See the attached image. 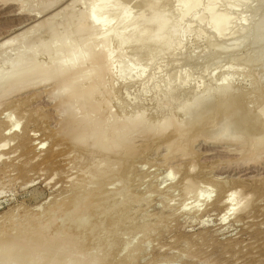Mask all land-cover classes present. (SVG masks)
I'll return each mask as SVG.
<instances>
[{
	"label": "rangeland",
	"instance_id": "1",
	"mask_svg": "<svg viewBox=\"0 0 264 264\" xmlns=\"http://www.w3.org/2000/svg\"><path fill=\"white\" fill-rule=\"evenodd\" d=\"M5 1L2 2V0H0V40L2 39L1 37L4 38L5 35L7 36L10 34L11 35L16 34V32L18 33L17 29L22 28L25 25L26 26L30 25L33 21L37 22L38 19H39L38 20L39 22H41L42 19H45V20L50 19V21L52 23L55 22L54 28L58 27V29L55 28L57 30L56 32H58V33L60 32L59 34H62V33L64 34V31L63 30L61 31V29L59 28L60 25L64 23L66 25V27H69L68 28L69 30H67V28H65V27L62 28V29L67 30V31H65V34L68 31H70V32H68V34H66L67 36L70 35V38L68 36V40L70 42L67 41L68 42L67 44L69 45L71 43L70 45H72V42H74L73 44L77 45V47H76L77 49L75 48V50H74V48H73L74 51L72 50L73 54L69 55L70 53L69 54H66V52L64 53V51H67L70 49V45H69V49H68V46H66V50H64V49L61 50V52L63 51L62 53L61 52L59 53L61 55H59V54L57 55V56L61 57V58L59 57L60 61L66 65L68 64L67 62L70 63L72 61L64 62L66 59H63V61H62L61 60L62 56H63V58H66V56L69 55L68 56L69 58L67 57V60H69V59L75 60L76 58L78 60L79 58L77 55L80 53L79 51L81 48L80 47L81 43H78V42L80 41V37H81V39H84L82 37L87 38V36H88L87 35L88 33H86L87 31H89V33L93 31L92 33H94L95 32L94 30H96L98 27V29H100V30L103 29L102 30L103 35L106 33L107 37H108L109 33L111 34L112 30L115 29V28H112V27H114L115 22H117V23L121 22L119 20H122V16L129 15L130 18L132 19V17H134L133 15H135V17H136L140 13V15H139V17H140L141 13H143L142 17L145 15L144 17L146 19L144 17L143 18L145 21L143 20L142 17H140V19H142L143 23L145 22V25L140 21L138 16H137V18H135L136 20L133 18V20H135V22L133 20H130V18H129L125 22L127 24L122 23L126 26L125 28H124V25L123 26L121 25L123 27L121 29H126L127 31L124 30V32H121L122 31L121 30L120 34L117 30H120L119 29L120 27L118 24H121V23H118V24L116 23L119 28L117 29V27L115 26L116 29L114 31H116V32L113 31L112 33L116 34L118 32L119 36L115 37V34L113 35L117 40L112 36L114 38L113 40H115V43H114V41L111 42L112 37H111V39H110V37H108L109 39L107 38L108 44L105 45V49H106L105 51L108 54V56L110 57L109 58V62H110L109 65H111V63H112L111 59H115V57H116L118 60L115 59L114 61L117 65L114 64V61H113L112 65L115 67L117 66L116 69L118 71H120L119 70V67H120V69L122 71H120L118 73L117 70L114 71L112 69V68L115 69V67H111L112 65L109 66L110 73H109L108 78H107L109 81L108 82L102 81L103 85L100 87V85H101L100 84L98 87H96L95 93L93 92V95H92L93 99L96 98L95 101L96 100L99 101L102 96H106L107 94L105 92L107 91V89L109 87L110 88L109 89L110 94H111V91H114V93H115L114 95L116 96V97L113 96L108 101V104L111 103L109 106H110V109H112V110H110V111L112 112V114L116 113L115 116H117L119 118H122V117L128 118L131 115L133 116L135 113L137 114V112L139 110L141 111L144 108L145 110H143L142 113L144 112L143 116H144L145 121L147 118L150 119L149 121H152V122H155L158 120L163 121V119H165V118L167 119V117L169 118L170 115H174V117L177 118L178 122L180 121L179 119L184 120L182 123H185V120H187V122L188 121H190V122L183 124V125H185V130L183 128L184 126L181 124L182 125L181 126V132L183 131L182 133L187 134V136L182 134L183 138L180 137V136H182L180 134L181 132L179 133L180 135L178 134L179 137H177L178 135H176L175 131H173L174 128H172V129L170 128L171 130L168 129L169 131H167L166 133H163V135L157 134L155 137L153 135L151 137L152 140L150 139L149 136L147 137L145 135V137H143L145 139H143V140H147L149 138L148 141L150 143L148 142V144L152 145V149H153V147L156 148L155 144L158 143L159 145H161L160 150L158 149V151H157L156 150L157 148L156 149L154 148V150L151 151L150 148L148 150L144 146H139V147H141L140 151L135 152L133 155L134 157L132 156V158H130L129 161L126 162V163H128V166H127V164H125V166H121V167L118 166V168L116 167L113 170L114 173L108 169V167H107L108 165L103 164V166H105V167L104 168L100 167V166H102V165H100L102 163L98 162V161H100L99 160L100 157H99L98 153H96L95 151L92 150L93 152L89 151V153H87V151H85L83 149H82V151L84 153L81 152V149H79L80 150L79 152H77L78 149H74V151H72V150L70 151L67 144H65V149L67 146L68 150H65V149H63V150H64V152H70V154L67 153L69 158H67L66 162H68V163L65 162L66 164H64V162L60 158V160L57 162L58 164L56 163L53 166H49V165H46V163L44 164V161L42 160L43 158L45 159L46 155L49 154V148L52 145V141H51L52 139L49 138L51 136L49 134H51V133L47 132V130L50 131L49 130L50 128L52 130L53 129L56 130L58 128V125L56 126L57 123H54V122L57 120L59 121L60 118L58 115L59 113L56 112V110H57L56 105H53V107L51 106V104H53L52 103L53 101L51 99H48L49 95H48V93L46 94V90H49L48 87L51 86V84L54 85L56 80H54L53 78L50 80L48 79L47 84H49V82H50L49 86L46 84V82L44 83L43 86L45 87L47 85L46 86L47 88L46 87H45L46 89L41 88L39 91L40 92L43 91V94H41V95H42V97L44 96L45 99H43L41 97V95H39L40 98L38 100L36 99V100L31 101V102L29 101L32 104L31 105H30V103H28L29 105L27 104L28 108H27L26 112H28V113L22 112V113H20V115L22 114L21 116L19 115V113H16V115L15 114L12 115L13 113L3 114L5 112H3L1 109H4L7 105H9L10 100L13 101L15 99H20L24 96L33 94L34 91L28 92L25 95L22 94V96L21 95L20 96L11 95L13 97H11V96L7 97V99L9 101L5 98V99H3V102H2V99H1V101H0L1 102L0 113L1 112H3V113L0 116V124L1 125L3 124V126H2L3 129L9 127L8 130H10V131H9V133L7 132L8 134L6 133V135L4 133L3 137H1L2 135L0 134V142L3 139L2 140V141H4L3 143H6V146L4 148L3 147L0 148V157H1L0 158V239H1V241H0V243H1L0 244V255L1 256L0 257L2 258L4 256L1 253L5 252L7 250V249L3 250L4 248L7 247V243L9 244L13 241L14 245H16L19 249L14 246L13 251H12V249L11 250L8 249L9 251H11L10 253L8 250L6 251L7 254L9 253L8 255H10V254L12 255L13 254L12 252H14V254L12 255V256H14L15 253L17 254L18 251L22 250L21 252L24 253L25 257L24 256L22 257L23 260L19 259L21 263L19 261H17V259H15V258H13L15 261L13 259H10L11 261L12 260L14 261V262L12 261L13 263L11 262L12 264H15V262L16 263L18 262V264L19 263L20 264H25V263L31 264V262L34 261L33 259H35V257H38V256H39V259L34 261L35 264L37 261H38L37 262L38 264H42V263H39V261L43 262V264L47 263V262H48L47 264H55V259H58L56 262L58 264H64V263L65 264H71L70 262H72L73 260H75V261H73L72 264H82V263L87 264L88 259H91V261L98 263V260L100 259L99 260L100 262L103 261V259L106 257V255H107V257H109L108 259L110 261L108 260V262H111L110 264H264V147H263L264 142H262L260 144L259 151H258V149L255 150L256 147L254 148V146L251 145L252 143H251V139L249 136L250 133H251V135L253 134L252 136H254V137L255 136L257 137V135L259 133L260 134L262 133L264 135V131H263L264 119L263 120L259 119L261 116L262 108L264 107V105H263L264 104V0H158L159 4L157 3L158 1L155 0L154 4H156L157 7H159L158 9H160L158 11H157V9L155 10V8H157V7H155L156 5L154 6V5L150 4L154 0L151 2H149L148 0L147 1L143 0V2H142V0H128V1L125 0V1H127V3L124 2V0H100V1L99 0H93L94 2L92 1L93 2L92 6H95V7L94 8L89 7V8H91L89 13L95 11L93 13L97 14V11H96L97 8L96 7L103 6L102 4H105L104 2H107V8L111 9V10H109L106 8V11L107 10L110 12L112 11V13H110V12L107 13V12L102 11L100 14L102 15L103 13H105L107 15L105 17L104 16L98 17L97 15H100V14H97V15L95 14L93 16H89V13H86V15L88 14V16H89V18H86V21H87V19L92 20L90 18H93V22L97 24V23H100V21H98V20H100V17L102 19L104 18L103 21L106 19H107L106 21H108L107 24H105V26H107L106 28L104 26H103L104 28H102V27L99 28V26H97L98 24L95 25L94 23L91 22L92 25L94 24L95 26H97V27H95L93 25L95 27V29L92 26L93 27L92 31L89 29L91 27V25L89 27V25L87 26L86 24L85 25L87 27L84 25V28L89 29L87 31H83V30H85L83 28L81 31L76 28L77 25H79V23H80L79 22L80 16L77 14L78 15V17H77L75 14L73 15V13H75V12L77 13V11L83 12L84 11L83 9L84 8L86 9V7L82 6V4L79 5L78 3L75 4L74 8L72 7L73 5H71V7H69L70 4L73 2L72 0H58V1L57 0H19V1L18 0H16V1L15 0H10V1L5 0ZM7 1H8V3H7ZM118 1L120 4H118ZM11 2H12V4H11ZM114 2H116V3H114ZM146 2H149V3H146ZM47 3H48V5H47ZM90 3H91V1H90ZM121 3L124 4V6ZM196 3H197V5H195ZM109 4H112L114 7L117 4L118 5L115 8H113V6L109 5ZM126 4H127V6H125ZM146 4H147V7H149L150 12H149L148 8L146 7ZM160 4H161V6H160ZM184 5H185V7H184ZM65 6L67 7L68 10L65 8ZM139 6H141V7H139ZM152 6L154 7L153 9L155 10V14L160 11L162 18L165 16L163 19L161 18L162 20L161 19L159 20L158 18H160L161 15L159 14L160 16L158 15L159 16L158 17L156 14V16H157L156 19H158L157 21L159 22L158 23L155 21L157 24V27L160 26V23L162 25L164 23L166 24L168 21V25L164 24L166 27L163 26L165 28V29L163 28L164 30L161 29L162 26H160V28H156V24L153 23L154 22L153 19H155L156 16H154V13L151 12V11H154L151 8ZM194 6L196 9L194 8ZM181 7H183V8H181ZM188 7H189V9H187ZM198 7H200V8H198ZM124 8H126V9H124ZM176 8L178 10L179 9L180 10L178 11ZM190 8H192V9H190ZM141 9H143V10L141 11ZM184 9L185 10L187 9V10L185 11ZM71 10L73 13L71 12ZM86 10L88 12L89 9H86ZM113 10H114V13H113ZM53 11H55V12H53ZM180 11L182 12L181 14H180ZM188 11H189V13H188ZM34 12H35V14H34ZM42 13H44V14L46 13V14L44 15ZM48 13H49V15H51L50 13H54V15L56 17L52 18L54 16L51 15L52 17L50 18ZM93 13H90V15H92ZM185 13L188 14V16L185 15ZM197 13H198V15H197ZM148 14H150V15L148 16ZM68 15H70V16L73 15L75 18L71 17V19H70L69 18L70 16H68ZM194 15H196V16L194 17ZM203 15L205 16V18H203L204 17ZM46 16H48L49 18ZM63 16H64V18H62ZM152 16L154 17L152 19L153 22L150 19ZM106 17H108V18H106ZM180 17H182V18H180ZM68 18L70 20H72L69 24L70 26L67 25L69 22ZM76 18L79 21L76 20ZM94 18H95V21H94ZM118 18H120V19H118ZM147 18L150 19L149 21L152 22V24L149 22L147 23V20H148ZM196 18H197V20H196ZM51 19H53V20H51ZM64 19H65V22H64ZM108 19L109 20L112 19V20H110V22H109ZM203 19H204V22H203ZM61 20H62V22H61ZM75 20L77 22H75ZM96 20H97V22H96ZM28 21H30V22H28ZM128 21L129 22L131 21L129 23L130 27L134 23L135 25L133 24L132 26L135 28V30H137V28H138V30L140 29V31H139L140 33H138V34H139V36H141V40L143 39V41H142V42H144L143 46H141L142 42H140L141 41L140 39L136 40L137 37L138 38H140V37L137 34H136L137 36L135 34L133 35V32L137 33L138 31H133L134 28L131 27V28H133L132 30L130 28V30L132 31V33H131L130 30L127 29L129 27ZM132 21H133V23H132ZM39 22H37V23H39ZM60 22H61V24H60ZM139 22H140V24L138 26L140 27L142 25L141 28L136 26L137 25L136 23H139ZM26 23H28V24H26ZM33 23H32V25H35ZM89 23L90 22H88V24ZM56 24H57V26H55ZM111 24H113V26ZM146 24H149V26H146ZM153 24H155V25H153ZM71 25H72V27H71ZM102 25H104V23L101 24V26ZM63 26L61 25V27H63ZM108 26H110L112 28V30L110 27L108 28ZM107 28L109 30H106ZM43 29L41 32H43ZM141 29H144L143 30L144 32H145V29H147V31L151 30V32H150L151 35H149V36H151L152 38L150 39L149 43L148 42L146 43V45H145V42L150 37L148 36V34H146V36L144 37L143 31H141ZM148 29H150V30H148ZM155 29H156V31H155ZM157 29H158V32H157ZM19 30H21V29H19ZM38 30L40 31V28H37L36 31H34V32H37ZM46 30L44 29L43 35L40 32L39 33L40 36H39L38 35L39 31H38L37 33H35L36 35L31 34L32 35V37H30L31 39L29 38V35H28V38L30 39V41L32 40V38L33 39L35 38L34 40H36L35 36H38L39 39H41V38L46 39V37L48 39V36L50 37L51 32H48L49 30H47V31ZM75 30L80 31L79 35L77 32L76 33L73 32ZM100 30H98V34L95 32L96 35H99V34L101 35ZM128 31L130 32V34H132V36L134 38L131 36L129 37V35L128 36L126 35L125 32L128 33ZM147 31L145 33H149ZM153 31H154L155 35L156 34L158 36H159V34L162 35L163 39L162 38H161L162 40L159 39L158 43L157 42L154 43V42L160 36L153 39V37H154V34L152 36ZM82 32L84 34L86 33L87 36H84V34ZM107 32H109V33H107ZM238 32L240 34H238L237 37H234L232 39H224L223 38L225 36L227 37V35L230 33H238ZM80 33H82L81 35H83V36H80ZM92 33L89 34V36L91 35L90 36L91 38H93L92 36H94V34H95V33L94 34H92ZM122 33H125L124 35H122L123 36L122 38L125 37V39H127V41H128V44H127L126 40H124L122 38L118 39L119 37H121L120 35ZM125 35L127 36V38ZM128 37L130 39L133 38V40H136V42H134L132 40L133 43H135V44L141 43V45L136 44V45H138L137 47L140 48L141 52L139 50H137L138 48L132 42L131 43L129 42L130 39ZM146 37H147V39H144ZM47 39L45 40V43H46ZM109 40H111V41H109ZM42 41L44 42V40H41V42ZM124 41H126V42H124ZM159 41L163 45V47L160 44L159 48L157 49L156 47H158V46H156L155 44L158 45ZM161 41H163L164 44ZM32 42H35V41H32ZM110 43H112V45ZM150 43L152 45H154L155 48L152 47V45H150ZM17 44H18V42H15L13 45L15 46ZM147 44H149L150 46ZM133 46H134V48H133ZM147 46H149L148 49H147ZM128 47H130V48H128ZM135 47H136V49H135ZM118 48L121 50L120 52H119ZM133 49L136 50V51L134 50L135 53L133 52ZM115 50L116 51L118 50V52L115 53L116 52ZM142 50L144 51L145 54L148 52L147 54L150 57L143 54ZM5 51L1 52V50H0V53H1L0 58H4V59H5V57L7 58L6 55H9V53H8L9 49L8 50L5 49ZM112 51H114V53L116 54L115 57L113 56L115 54L112 53ZM40 53H42V52H40ZM40 53L38 54V59H40V61L45 60L43 62L48 61V60H46L47 56H45L43 54L45 52H43L42 54H40ZM121 53L126 54L125 58L128 56L129 60L130 59L132 60L134 58L135 60L133 59L134 61H132V63H135L136 66H134L135 64L131 65L132 64L131 60L128 61V58H126L127 59V61H126L124 56L122 57L123 54L121 55ZM2 54L3 55L6 54V55L2 57ZM117 54H119V55H117ZM135 54L137 56H139L141 54L142 57L141 56L137 57ZM144 55L147 57H144ZM151 55H152V57H151ZM54 56H56V55H54ZM70 56H72V58H70ZM112 56L114 58H112ZM48 57L50 58V60L52 59L51 58L52 56H49V54H48ZM79 57H80V55H79ZM55 58L52 59L51 64H54L53 61L55 60ZM59 58H56V59H59ZM121 58L124 59V61H122ZM140 59H142V60H140ZM7 60H5V61H7ZM77 60L73 61L74 65H76ZM116 60L119 62H116ZM120 60H121V62H120ZM60 61H57V62L62 66V63H60ZM125 62H126V64H124ZM1 63H0V68H2V69L7 68L6 67L7 64L3 65ZM128 63H129V65H128ZM137 63H139V65ZM47 64H50V63L47 62ZM1 65H3V66H1ZM74 65L71 64L70 68H73ZM47 66H49V65H47ZM51 66H49V68H52ZM53 66L56 67L58 65H53ZM127 66H129V67H127ZM63 67L59 66V69L60 68L63 69ZM127 68L129 71L127 70ZM129 68L132 69V72H131V69H129ZM111 69H112V71H111ZM54 70H55V73L56 72L58 73V71H60V70H58V67ZM124 70L126 73L124 72ZM113 71H114V73H111ZM116 71H117V73H116ZM60 74H58V75L62 76V72ZM118 74H119V76H118ZM123 74H125V75H123ZM58 75L57 74L54 75V78H58L59 77ZM120 75L121 76L123 75V76L121 77ZM126 75H127V77H126ZM118 77H121L123 80L127 79V81H129L130 83L126 82V80H125V84L123 83L124 85L120 84V81L122 83L123 80L121 78L118 79ZM71 78H73V79H71L70 82H72L73 80L76 81V78H74V77H71ZM113 78L116 80H114ZM132 78L135 79L136 81L133 80ZM222 78L224 80H227L226 82L224 81V84H221V82H220L222 80V83H223ZM226 78H228V79H226ZM107 79H106V81H107ZM118 80H120V81L117 82ZM51 81L52 82L55 81V82L52 83ZM131 81L136 82V83H132ZM110 82H111V84H110ZM229 82H232V83H229ZM72 83H74V82H72ZM75 83L74 84L70 83V84L75 85ZM126 83L130 86H128V85L126 86ZM230 84H232V85L230 86ZM104 85L107 86V89H105ZM222 85H224L225 87L227 86V91H226V93H224V96L223 95L218 96L219 88L224 87ZM67 86H68V83H67L66 87ZM111 86H112V88H113V86L115 88L112 89ZM53 87L54 88L51 87L52 90L55 89V86H53ZM210 88H212V89H210ZM44 89H45V91H44ZM101 89L103 92L102 91L100 92ZM206 89H207V91H208V89L211 90L210 92L215 93L214 95H216V94L217 95L216 96H214V95L210 96V92H209V94L207 95L208 97L200 104V107H201V105H202V107L207 106L206 108H208V109L199 108L200 110L204 109L206 111L205 114L207 113V117H205L206 115H201L199 112L200 116H203V117H199V116L196 117L199 120L195 119V121H194L195 123H194L192 120H194L195 116H197L198 114L197 115H195V113L193 115L191 114V117L192 118L194 117V118L192 120H190L191 117L185 118L184 114H182L183 112H181V110H184L186 108L187 103L191 104V102L194 101L193 98L194 99L196 98L195 96H197L198 94H199L198 96H200L201 94H203V92L206 93ZM214 89H215V91L217 90V92H215V91L213 92ZM96 90L100 92V94L98 93V95H100V96H96ZM37 92H38V90H37ZM49 92H51V91H49ZM176 92H177V94H176ZM35 93H36V91H35ZM192 93L193 94L195 93V94L193 95ZM230 95L232 97H230ZM233 95H234V97H233ZM46 96H47V98H46ZM226 96H228V97L226 98ZM97 97H98V99H97ZM41 98L43 99V101ZM222 98L224 100H225V98L228 100L227 104H225L226 100H225V103L222 102V101H224ZM233 98H234V100H233ZM259 98H260V100H259ZM52 99H54V98L52 97ZM217 99H219L221 101V103H223L224 105H228L231 103L233 104V101H234V103L238 106V110L241 109L242 112H245V113L242 115L241 110L237 111V109L234 113V111H230L231 108H227V110L230 109L229 110L230 112L228 111V114H227V113H225V112H227V110L224 112L225 109L222 110L221 105H220L221 109L218 110L219 107H217V106H219V105H217V102L219 103L220 101ZM6 100H7L8 104L6 103ZM55 100H54V102H55ZM111 100H113V101H111ZM229 100L230 101L232 100V102L230 103ZM34 101H35V105H34ZM55 103H57V100ZM190 104H188V105H190ZM236 105L232 108L233 110H235L234 108L237 107ZM240 105H241V107H240ZM30 106H32V107H30ZM54 106H55L56 110L53 109ZM51 108H52V110H51ZM213 108H214V110H213ZM53 110H55V112ZM136 110H137V112H135ZM204 110L201 111L202 114L204 113ZM36 111H38V112L36 113ZM140 111L138 112V114L141 113ZM216 111H218V112L220 111V112H222V114L220 112L217 114ZM259 112H260V115H259ZM215 113L218 116H216ZM25 114H27V115L25 116ZM33 114H36V115H33ZM255 114H257V115H255ZM39 115H40V118L41 117L47 118V116H51V117H53V119L51 120V117H49L47 119H49L51 121L49 122V120H47L46 122H44V121H42L43 118L41 120H39ZM19 116H20V118H19ZM209 116H211V117H209ZM252 117H253V119H252ZM45 118H44V120H46ZM55 119H57V120H55ZM148 119H147V121H148ZM243 119H244V122H243ZM245 119H247V120H245ZM28 120L29 121L34 120V121L29 122ZM39 121L43 122L44 124L47 123V125H44L43 123H39ZM206 121H208V123ZM212 121H214V122H212ZM216 122L218 123L217 125L219 127L213 126V125H216ZM241 122L244 123L245 128L242 126L243 124H241ZM256 122L257 123L260 122V123L257 124ZM180 123H181V121H180ZM209 123H210V125H209ZM211 123L212 124L215 123V124H213L212 125L213 127L210 128L209 126H211ZM40 124L43 126L44 129H41L42 127H40L41 126ZM187 124H189V125H187ZM200 124H202L203 126ZM206 124H208L207 125L208 127H206ZM4 125H8V126H4ZM46 126H47V128H46ZM260 126H263V127H260ZM32 127H33V129L35 127L37 129L35 128L34 129L35 131H34L32 129ZM198 127H199V129H198ZM203 127H204V129H203ZM253 127H254V129H255V127H258V128H256V130H252L253 131L252 132L251 128L253 129ZM39 128L41 129V131L42 130L43 131L39 132L38 131V130H40ZM207 128H209V129H207ZM246 128H247V130H246ZM222 129L224 130L223 132L225 133L223 135H226L225 136L226 138L223 137V139L221 141L222 144L219 143L220 141L217 142L219 144H216V145L206 144V142L210 140V139H208L207 136H209V137H211L212 135L217 136L218 132H220ZM242 129L245 131H243ZM259 129H262V130L259 131ZM25 130L27 131L26 134L29 131V132H31L32 136H29V138H30L29 140H31V141H29L30 142V144H29L30 148H28L29 150L27 149L29 152L26 151V153L24 152L23 154H22V152H20L22 154L21 155V154H19V150L16 151L14 149H16L18 147L17 146L18 143H16V142L20 141V137L22 136L21 133H23ZM190 131H191V133H190ZM199 133L202 137L199 135ZM15 134L18 135L19 138ZM164 134H166V135H164ZM168 134H172L173 136L168 135ZM7 135L10 136V139H9L10 141L6 137ZM19 135H21V136H19ZM158 135L161 138H158L159 137ZM204 135H205L207 140L204 139L205 138ZM259 135H258V137H260ZM13 136H14V138H13ZM163 136L165 138L166 137L168 138V136H169V139L166 138L167 140H165V138ZM191 136L192 137L194 136L193 138H195V139L199 136L196 139V141L199 139L200 140L196 142L195 139L192 140L193 138H191ZM241 136H242V138H241ZM252 136H251V138H252ZM15 137H17L18 139ZM176 137H177V139L179 138L180 141H182L181 143H183V142L186 143L187 140L189 142V143L187 142V145L190 147H188L186 145L189 149L185 146V148H186V150H185L184 145L182 146L180 141H178V143L180 144V148L176 149L177 154H178L179 149L185 150L184 152H183V150L182 151L179 150V151H180V153L186 152L185 154H187V156H186L187 160H186V157H185V159L182 158L184 160H180L181 159L180 154H178V160L179 161L176 158L175 162L174 161L171 162L172 160H174L175 157H177L175 150L172 148L171 150H174V151L170 150L169 154H173L172 152H175V155L172 156V158L170 155L168 158H171V159H169V161H167L168 159L166 158V156L162 157L164 154L163 152H166L165 150H163L164 148L162 146L164 144V141H162V140H165V142L173 141ZM184 137H185V139H184ZM186 137H188L187 140H186ZM213 137H211V138H213ZM228 137H229V139L235 138V137L237 139L236 138L233 139L235 142L232 141V139H231V141H232V143H231L230 140L225 141L228 139ZM135 138H139V139L136 140ZM135 138H134L135 141L133 140V144L136 145V144H139V142H140L141 144H139V145H142V142H141L142 138L140 136H137ZM181 138H182V140H181ZM263 138H262V141H264ZM4 139H7V140H4ZM183 139L185 141H183ZM150 140L152 141V143ZM153 140H154V142H153ZM203 141L204 142L206 141V142L204 143ZM43 142H44V144H43ZM248 142H249V144L247 145ZM3 143H1V144H3ZM15 143L17 144L16 146H15ZM153 143H155L154 144L155 146H153ZM191 143L193 145H191ZM262 144H263V146H262ZM250 145H251V147L253 146L252 149L254 148L253 150H255L256 152H253L252 149H250V147H249ZM31 146H33V147L31 148ZM176 147H179V145L175 146V148ZM143 148H144V151H143ZM257 148H258V146H257ZM145 149H147L148 151ZM226 149H227V151L229 150V152H227ZM231 149L233 150V152ZM234 149H236L237 151ZM241 149L243 150V152H246V150L248 149L247 150L248 152H246V154L248 153V155H249V150H250L251 151L250 156H248L244 153L243 154L244 156L242 157L243 152L240 154V152L242 151ZM75 150H77V151H75ZM155 150L157 153H155ZM187 150H189V151L187 152ZM73 152H75V153H73ZM192 152H196V153H193L192 155H190ZM136 153H137V155H136ZM183 153L181 154V157H182V155H184ZM208 153H210V154H208ZM228 153H230V155ZM140 154L141 155L144 154L145 156L144 155L141 156ZM164 155H166V153ZM188 155L190 158L188 157ZM135 156H138V158L137 157L135 158ZM157 157L160 159L162 158V159L160 160ZM241 157L243 158L242 160H241ZM94 159L96 160V162ZM165 159H167V160H165ZM156 161H158V162H156ZM162 161H164V164L161 163ZM165 161L167 162L168 166L166 165ZM95 163H96V165L98 163L97 167H96ZM130 163L132 164V167H130L131 166ZM159 164H161V165L163 164L165 167L163 165L161 166ZM68 167H70V168L68 169ZM98 167H100L101 169H99ZM106 167L108 170L106 169ZM210 167H212V168H210ZM169 168H171V170ZM105 169L107 171H110V172L108 173L107 171H105ZM190 169H193V170H191L189 173L188 171ZM101 170L102 171L104 170L105 173L107 172L106 176L108 178L107 177L104 178L105 177L103 175L104 172H101ZM96 171H98L100 173V175L96 174ZM92 174H93V176H92ZM109 174L111 175L110 179H109V176H110ZM187 174H189V175H187ZM90 175L92 176V178ZM94 176L96 178H94ZM99 176H101L102 178ZM185 176H187V178L189 176V179H191V182L193 184L199 183L198 184L200 186V188L198 190L199 192H196L195 194L194 193L193 194H185V191L182 188L183 186L179 183V182L182 183L181 178L183 179V177H185ZM97 177H99V178L97 179ZM113 178H116L115 181H113L114 180ZM88 181L91 184H89ZM84 182H85V184H84ZM107 182H108V184H107ZM110 182H111V184H110ZM200 184H202V185H200ZM79 185L82 186L83 188H85V186H86V188L81 189V187ZM97 185H99V187ZM74 186H76V188ZM95 186H97V187H95ZM100 186L102 187V189L100 188ZM103 186H105V187L103 188ZM205 186H207V187L210 186V188H212V189H209V187L206 189ZM224 187H226V188H224ZM96 189L98 190L97 192L95 191ZM227 189H229V190H227ZM83 190H85L84 193L82 192ZM121 190L123 191V193L120 192ZM207 190H210L211 192L213 190V192H212L213 194L209 191H208L209 193L206 194ZM236 190H238L237 193H236ZM79 191L82 193H79ZM85 192H87V193H85ZM89 192H91V194L95 193V197L102 195L99 193H105L103 195V198L105 201L104 205L106 208L102 209V211L104 212L105 209H107L108 211L105 210V212L107 211L106 214H105V212L104 213L102 212L103 214L102 213L99 214V211H101L100 210L101 208H99V211L95 210L96 211V212H94V214L96 213L95 215L87 214L84 217L80 218L78 220L79 222L75 221L72 223L70 220L71 223L69 224L70 216H69V210L68 209H70V212H71L73 207H75L78 204L80 205L83 202L82 199L84 197H86L89 194ZM222 192H223V194H222ZM230 192L231 193L234 192V194H233L234 196L233 195L228 196L229 194H231ZM120 193H121V195H120ZM78 195H79V198H81V200L77 197ZM80 195H82L83 198ZM74 196H76L78 199ZM72 199H73V202H71ZM74 199L77 200L78 203ZM99 199L103 200L102 197H100ZM201 200H203V201H201ZM79 201H80V203H79ZM225 201H227V202H225ZM187 202H189V204ZM217 202H221V203L217 204ZM222 202H225V203L223 204ZM63 203H64V205H63ZM72 203H74L76 205L74 206ZM191 205H193V206H191ZM53 206H55L56 209H54L55 207L52 208ZM57 206H58V208H57ZM189 206H191V207H189ZM187 207H188V209H187ZM227 210L230 212H228ZM48 211H50V213ZM57 211H59L63 214H60ZM64 211H65V213H64ZM66 212L68 214H66ZM47 215H49V216H47ZM29 217L31 219L34 217L40 218V221L43 223L45 221V223H44L45 226L43 227L45 229L41 233L42 236H41V234H40V236H38L39 234L35 233L37 231L34 229H30V228H29L30 229L29 232L32 231L35 234L32 232L30 234H29V232L27 233L28 230H26V229H25L26 230V232H25L24 228H27L26 227L27 224L25 222L30 220ZM48 220H50V222ZM110 221H111V224H113V223L115 224V225L114 224L112 225L113 226L112 228H110L111 227ZM15 222H16V224H15ZM24 224H26L25 227H24ZM89 226H91V228H89ZM67 228H68V230H66ZM64 229L68 233L65 232ZM58 231H60V232H58ZM63 231H64V233H63ZM77 231L79 234L77 233ZM86 231L88 232V234ZM43 232L45 235L43 234ZM61 232H62V234H61ZM65 233H66V235H68V238L65 235ZM15 234L20 235V236L16 235L17 237H19V239L15 236ZM21 234L22 235L24 234L23 236L26 238L27 237L30 238V236H31L32 239L35 236H37L39 238L42 237L43 241L41 242L39 247L37 246L39 248V250H37V251H39L40 254L36 251V249H38V248H36V249L32 248V246L30 245L31 244L30 241H33V240H31V238L29 240L27 238L28 242L24 241V243L25 244L27 243L28 246L23 245V240L25 238L22 241H20L21 237H23V236H21ZM26 234L28 236H25ZM55 234H56V236H55ZM59 234H61L64 237V239L66 237L67 240L66 239L64 240L63 237ZM71 234H72V239L73 238L75 239V240L73 239L74 241L72 239H69V235H71ZM51 235L54 237L53 238L54 240L48 239V237H51ZM75 235L76 236L78 235L79 238H78V236L76 238ZM14 237H16V238H14ZM45 237H46V239H45ZM55 238L59 239V241L57 239L55 240ZM80 238H81V242H80V240H78ZM46 240H47V242H46ZM68 240H71L72 243H71V241L68 242ZM5 241H6V243L4 244ZM51 241H54V242L56 241L55 242L56 244L54 242H51ZM48 243H49V245H48ZM50 243L51 244L54 243L55 245L54 244L51 245ZM77 243H79L80 245L78 246ZM19 244H21V246ZM46 245H48L47 248L50 247L49 250L46 249V247L42 248L43 246H46ZM64 245H66V246H64ZM54 246H56V247H54ZM86 246L89 249H87ZM24 247L27 249H25ZM59 247L60 248L64 247V248L60 249ZM84 247L86 248V250H84ZM78 248L80 249L79 253H78V251H79ZM14 249L17 252H15ZM40 249L44 253L49 251V252H47L48 255L46 254L47 256H43V254H42L43 252H41ZM43 249H46V250H43ZM74 249H75V251H74ZM25 252H27V254ZM34 252L35 253L37 252V255ZM29 253H30V255H29ZM31 253H33V254H31ZM73 253H75V254H73ZM81 253H82V256H81ZM34 255H36V256H34ZM26 256L28 257V259H30V262H28L29 260H27ZM94 256L97 259L94 258ZM1 258H0L1 264H4V261L6 263V261L9 260L6 257H5L6 260L5 259L3 260ZM31 258H33V259H31ZM10 260L7 261L6 264H11ZM50 260H53V262L51 261L52 262L51 263ZM23 261H25V263Z\"/></svg>",
	"mask_w": 264,
	"mask_h": 264
},
{
	"label": "bare ground",
	"instance_id": "2",
	"mask_svg": "<svg viewBox=\"0 0 264 264\" xmlns=\"http://www.w3.org/2000/svg\"><path fill=\"white\" fill-rule=\"evenodd\" d=\"M5 1V0H4ZM3 0H2V2H4ZM10 1V0H9ZM16 1V0H15ZM19 1V0H18ZM58 1V0H57ZM73 1V2H72ZM71 2V4H70V6L69 7H71V5H73L72 7L74 8V6H75V4L76 3H78L79 5H81L82 4V6H85L86 7V9H89L88 10V12H87V10L84 8L83 10V12L82 11H80V12H78L77 11V13L75 12V13H73L72 12V10H71V12L73 13V15L75 14L77 17H78V15L80 16L79 17V19H80V21L76 18V20H78L80 23H79V25H77V29L78 30H82V28L83 29H85V30H83V31H87V30H93L92 28L95 26V25H97V26H99V28H106L107 26H105V24H107V22L108 21H106V20H104L103 21V19L101 18V17H105V16H107L105 13H103L102 15L100 14L102 11H104V12H110V11H106V8H107V2H104L105 4H102L103 6H101V7H96L95 9H96V11H97V14H100V15H97L96 13V15L99 17V16H101L100 17V20H98V21H100V23L101 24H103L104 23V25H102L101 26V24L100 23H94L93 22V18H90V19H92V20H88L87 19V21H86V18H89V16H93V15H95L93 12H95V11H93V12H90V13H93L92 15H90V13H89V11L91 10V8H89V7H95V6H92L93 4V0H90L91 1V3H90V1L89 0H72ZM93 1V2H92ZM100 1V0H99ZM128 1V0H127ZM127 1H125L124 0V2H126L127 3ZM147 1V0H146ZM149 2H151V1H153V0H148ZM158 1V0H157ZM6 2V1H5ZM13 2V1H12ZM12 2H11V4H12ZM98 2V1H97ZM110 2V1H109ZM142 2H143V0H142ZM149 2H146V3H149ZM154 2H155V0L152 2V3H150V4H152V5H156V4H154ZM170 2V1H169ZM7 3H8V1H7ZM96 3V2H95ZM94 3V4H95ZM114 3H116V2H114ZM113 3V4H114ZM129 3V2H128ZM158 4H159V1L157 2ZM100 4V3H99ZM118 4H120L119 3V1H118ZM117 4V5H118ZM122 4V3H121ZM142 4V3H141ZM47 5H48V3H47ZM46 5V6H47ZM68 5V4H67ZM109 5H112V4H109ZM108 5V6H109ZM116 5V6H117ZM123 6H124V4H122ZM144 5V4H143ZM142 5V6H143ZM169 5V4H168ZM183 5V4H182ZM195 5H197V3L195 4ZM45 6V5H44ZM62 6V5H61ZM100 6V5H99ZM113 6V5H112ZM115 6V7H116ZM125 6H127V4L125 5ZM150 6V5H149ZM160 6H161V4H160ZM173 6V5H172ZM43 7V6H42ZM110 7V6H109ZM114 6H113V8H115ZM139 7H141V6H139ZM144 7V6H143ZM146 7H147V4H146ZM145 7V8H146ZM155 7H157V5L155 6ZM163 7V6H162ZM167 7V6H166ZM178 7V6H177ZM184 7H185V5H184ZM190 7V6H189ZM189 7L187 8V9H189ZM46 8V7H45ZM64 8V7H63ZM65 8L67 9V7L65 6ZM148 8V10H149V12H150V9H149V7H147ZM146 8V9H147ZM152 9L154 8L153 6L151 7ZM159 7H157V8H155V10L157 9V11L158 10H160V9H158ZM165 8V7H164ZM181 8H183V7H181ZM194 8H195V6H194ZM198 8H200V7H198ZM43 9V8H42ZM107 9H109V10H111L110 8H107ZM124 9H126V8H124ZM151 9V10H152ZM172 9V8H171ZM177 9V8H176ZM186 9V10H187ZM190 9H192V8H190ZM196 9V8H195ZM51 10V9H50ZM55 10V9H54ZM64 10V9H63ZM62 10V11H63ZM68 10V9H67ZM143 9H141V11H142ZM154 10V9H153ZM155 10L154 11H151V12H153L154 13V16H156V14H157V16L161 13L160 11L159 12H157L156 14H155ZM167 10V9H166ZM174 10V9H173ZM178 10V9H177ZM180 10V9H179ZM178 10V11H179ZM185 10V9H184ZM185 10V11H186ZM194 10V9H193ZM192 10V11H193ZM75 11V10H74ZM100 11V12H99ZM164 11V10H163ZM170 11V10H169ZM175 11V10H174ZM191 11V12H192ZM46 12V11H45ZM53 12H55V11H53ZM99 12V13H98ZM168 12V11H167ZM173 12V11H172ZM177 12V11H176ZM29 13V12H28ZM47 13V12H46ZM45 13V14H46ZM86 13H89V16H88V14L86 15ZM110 13H112V11L110 12ZM113 13H114V10H113ZM123 13V12H122ZM132 13V12H131ZM179 13V12H178ZM182 12L180 11V14H181ZM184 13V12H183ZM187 13V12H186ZM185 13V15H187L188 16V14H186ZM188 13H189V11H188ZM30 14V13H29ZM34 14H35V12H34ZM42 14H44V13H42ZM41 14V15H42ZM44 14V15H45ZM51 15H53L54 17H52L51 15H49V13H48V15H49V17L51 18H55L56 16L54 15V13H50ZM59 14V13H58ZM78 14V15H77ZM142 14L143 13H141V16L140 17H142ZM28 15V14H27ZM57 15V14H56ZM64 15V14H63ZM73 15H68V16H70L69 18L71 19V17H74ZM113 15V14H112ZM115 15V14H114ZM133 15V14H132ZM139 15H140V13H139ZM139 15H137L138 16V18L140 19V17H139ZM150 14H148V16H149ZM161 15V14H160ZM159 15V16H160ZM197 15H198V13H197ZM109 16V15H108ZM129 15H124V16H122V20H119V21H121V22H118V23H121V24H118L117 22H115V24H114V27H112L113 26V24H111L110 26L112 27V28H115L116 29V27H117V29L119 28L120 30H117L118 32H119V34L121 33V32H124V30H126V29H121V28H123L122 26L124 25V24H127V23H125L126 22V20L127 19H129L130 18V16L128 17ZM134 17H132V19L130 18V20H133V18L135 19V18H137V16L135 17V15H133ZM145 16V15H144ZM143 16V17H144ZM157 16L155 17V19H153L154 17L152 16L150 19L152 20H154V22H153V20H152V22L153 23H155L156 24V22H158L157 20L159 19H161L162 18V15H161V17L160 18H158V19H156L157 18ZM158 16V17H159ZM176 16V15H175ZM181 16V15H180ZM190 16V15H189ZM193 16V15H192ZM196 15H194V17H195ZM200 16V15H199ZM204 16V15H203ZM36 17V16H35ZM38 17V16H37ZM46 17H48V16H46ZM48 17V18H49ZM113 17V16H112ZM128 17V18H127ZM142 17V18H143ZM165 17V16H164ZM163 17V18H164ZM168 17V16H167ZM173 17V16H172ZM179 17V16H178ZM198 17V16H197ZM30 18V17H29ZM62 18H64V16L62 17ZM66 18V17H65ZM68 18V19H69ZM75 18V17H74ZM106 18H108V17H106ZM145 18V17H144ZM144 18H143V20H144ZM162 18V19H163ZM180 18H182V17H180ZM193 18V17H192ZM202 18V17H201ZM203 18H205V16L203 17ZM212 18V17H211ZM32 19V18H31ZM30 19V20H31ZM37 19V18H36ZM35 19V20H36ZM42 19V18H41ZM40 19V20H41ZM67 19V20H68ZM69 19V22H68V24L67 25H69L70 24V22L72 21V20H70ZM102 19V20H101ZM117 19V18H116ZM118 19H120V18H118ZM146 19V18H145ZM148 20H147V23L149 22V23H151L152 24V22H150L149 20V18H147ZM161 19V20H162ZM209 19V18H208ZM25 20V19H24ZM39 20V19H38ZM37 20V22H39ZM51 20H53V19H51ZM75 20V22H77ZM97 20H96V22H97ZM109 20V19H108ZM110 20H112V19H110ZM110 20H109V22H110ZM136 20V19H135ZM135 20H133L134 22H135ZM165 20V19H164ZM173 20V19H172ZM181 20V19H180ZM196 20H197V18H196ZM200 20V19H199ZM211 20V19H210ZM21 21V20H20ZM94 21H95V18H94ZM106 21V22H105ZM133 21H132V23H133ZM140 21L142 22V19H140ZM145 21V20H144ZM156 21V22H155ZM28 22H30V21H28ZM34 22V21H33ZM32 22V23H33ZM36 22V21H35ZM33 23V24H35V25H32V23L30 24V25H25V26H23L22 28H19V29H21V30H19V29H17L18 30V33L16 32V34H10V35H5V37L3 38V37H1L2 39L0 40V50H1V52H3V51H5V49H9V55H6L7 56V58L5 57V59L4 58H0V63L1 64H3V65H5V64H7L6 65V67L7 68H5V69H2V68H0L1 70H0V101H1V99H2V102H3V99H7V97H10L11 95H13V96H22V94H26V93H28V92H31V91H34V93L33 94H30V95H27V96H24V97H22V98H20V99H15V100H10V104L9 105H7L8 103H7V100H6V107L4 108V109H1L3 112H5V113H3V112H1L0 113V116H1V114L3 113V114H6V113H13L12 115H16V113H19V115H20V113H22V112H26L27 111V108H28V103H30L31 101H33V100H38L39 98H40V96L39 95H41V94H43V91L42 92H40L39 90L41 89V88H45L47 85L49 86V84H50V82H49V84H47V82H48V79L50 80V79H54V80H56V82H55V84L54 85H52L51 84V86H49L48 87V89L49 90H46V94L48 93V99H51L53 102V104H51V106L53 107V105H56V108H57V110H56V108H55V106H54V108L53 109H55L56 110V112H58L59 114V118H60V120L58 121L57 119H55V120H57V121H55L54 123H57L56 124V126L58 125V128L56 129V130H52L50 127V131H48L47 130V132H50L51 134H49V135H51L49 138H51L52 140V145H51V147L49 148V154L48 155H46V158L44 159H42L43 161H44V164L46 163V165H49V166H53V165H55L59 160H60V158H61V160L64 162V164H66V163H68V162H66V160H67V158H69V156H68V154H70V152H64V150L63 149H65V144H67L68 145V147H69V149H70V151L72 150V151H74V149H78V151L77 150H75V151H77V152H79L80 150L79 149H81V152H83L82 151V149L83 150H85V151H87V153H89V151L91 152L92 150L93 151H95L96 153H98V155H99V160L100 161H98V162H101L102 164H100V165H102V166H100L101 168L103 167H105V166H103V164H105V165H108L107 167H108V169L111 171V172H113V170L117 167L118 168V166H125V164H127V166H128V163H126V162H128L129 161V159L130 158H132V156L134 155V153L135 152H137V151H140V148L141 147H139V146H144L145 148H147L148 150H149V148H150V150L152 151V150H154V148L155 147H153V149H152V145H149L148 144V139L147 140H143V139H145V138H143V137H145V135L148 137H150V139H151V137L154 135V137L157 135V134H162L163 135V133H166L167 131H169L168 129H172V128H174V130L173 131H175V133H176V135H178L180 132H181V126L183 125V124H186V123H188V122H190V121H188L187 122V120H185V123H182L184 120H181V119H179L180 121H181V123H180V121L178 122L177 121V118H175L174 117V115H170L169 116V118L167 117V119L165 120V119H163V121L162 120H158V121H155V122H152V121H149L150 119H148V121H147V119H146V121H145V119H144V116H143V114H144V112L142 113V111L143 110H145L144 108L140 111L141 113L140 114H138V112H137V110L135 111V112H137V114L135 113L133 116L131 115L130 117H122V118H119V117H117V116H115V114L113 115L112 114V112L110 111V110H112V109H110V104H108V101L114 96V97H116L114 94V91H111V94H110V88L108 87V89H107V86H105L104 85V87H105V89H107V91L105 92L107 95V97L106 96H102L101 97V101L99 100V101H95V99H93V92L95 93V89H96V87H98L100 84V87L103 85V83H102V81H104V82H108L109 80L107 79L108 78V75H109V73H110V69H109V66H111L112 65V63H113V61L115 60V59H117L115 56H116V54L115 53H117L118 52V50L114 53V51H112V53H114L115 55H113L114 57H115V59H111L110 61L112 62L111 63V65H109L110 64V62H109V56H108V54L106 53V49H105V45L106 44H108L107 43V38L108 37H110V39H111V37L115 34H113L112 32L115 30V29H113L112 30V28L110 27V26H108V28L110 27L111 28V30H112V32H111V34L109 33V32H107V33H109V36L107 37V34L105 33L104 35H103V33H102V30H100V29H98V27L97 26H95V27H97V29L98 30H100L101 31V35L99 34V35H96V33L98 34V30L96 29V30H94L95 32V34L94 33H92V32H90V33H92V34H94V36H92L93 38H91L90 36H89V31H87L86 33H88L87 35H86V33L84 34L83 32V34H84V36H87V38L86 37H82V38H84V39H81V37H80V41L78 42V43H81V45H80V53L77 55L78 56V60H77V58L75 59V60H77V63H76V65H74V62L73 61H75V60H67V57L69 56V55H71V54H73V51L75 50V48L77 47V45H75V44H73L74 42H72V45H70V49H69V45L67 44L68 42L67 41H69L68 40V36H69V38H70V35H66V34H68V32H70V31H68L66 34H65V31H67V30H69L68 28L69 27H66V25L63 23V24H61V22H62V20H61V22H60V24L63 26V27H61V25H60V29H61V31L63 30L64 31V34L62 33V34H59L58 32H56L57 30L56 29H58V27L55 29L54 28V23H52L51 21H50V19H47V20H45V19H42L41 20V22H39V23ZM64 22H65V19H64ZM88 22H92V23H94L93 25H92V23L90 24H88ZM131 22V21H130ZM129 21H128V24L130 23ZM161 22V21H160ZM163 22V21H162ZM165 22V21H164ZM181 22V21H180ZM202 22V21H201ZM203 22H204V19H203ZM119 25V27H118V25ZM122 23H124V24H122ZM131 23V24H132ZM143 23V22H142ZM141 23V24H142ZM159 23V22H158ZM26 24H28V23H26ZM37 24V25H36ZM75 24V23H74ZM89 25V27H90V25H91V27L89 28V29H86V28H84V25ZM134 24V23H133ZM132 24V25H133ZM137 25L136 26H138L139 24H140V22L139 23H136ZM144 25H145V22L143 23ZM150 24V25H151ZM155 24H153V25H155ZM165 24V23H164ZM164 24H162L161 25V23H160V26H162L161 27V29H163L164 27H166L165 25H168V21H167V23L164 25ZM170 24V23H169ZM73 25V24H72ZM72 25H71V27H72ZM76 25V24H75ZM85 25V26H86ZM122 25V26H121ZM131 25V27H133ZM135 25V24H134ZM15 26V25H14ZM55 26H57V24L55 25ZM70 26V25H69ZM86 26V27H87ZM93 26V27H92ZM104 26V27H103ZM116 26V27H115ZM129 26V27H128ZM127 27V29L128 30H130V24L128 25ZM135 26V27H136ZM142 26V25H141ZM141 26L139 27V28H141ZM146 26H149V24H146ZM160 26L159 27H157V24H156V28H160ZM164 26V27H163ZM19 27V26H18ZM45 27V28H44ZM67 28V30H65V29H62V28ZM95 27H94V29H95ZM126 26L124 25V28H125ZM144 27V26H143ZM168 27V26H167ZM37 28H40V31L38 32V35L40 36V32L42 31V29L44 28L45 30L47 29V30H49L48 32H51V34H50V37L48 36V39H47V37H46V39H47V41H46V43H45V40L46 39H42L41 37V39H39L38 38V36H35L36 37V40H34L33 38H32V40L30 41V37H32V35L31 34H35V33H37V32H34V31H36V29ZM106 29V30H109V29ZM134 28V27H133ZM133 28H131V30L133 29ZM44 29H43V32H41V34L43 35L44 34ZM59 29V30H60ZM165 29V28H164ZM163 29V30H164ZM46 30V31H47ZM78 30H75V31H73V32H77L78 33V35H79V32L80 31H78ZM105 30V31H106ZM110 30V31H111ZM122 30V31H121ZM130 30V32L132 33V31ZM144 29H141V31H143ZM148 30H150V29H148ZM45 31V32H46ZM99 31V32H100ZM121 31V32H120ZM127 31V30H126ZM133 31H138L137 33L136 32H133V35L135 34H137L138 36H139V34L138 33H140L139 31H140V29L138 30V28H137V30H135V28L133 29ZM147 31V29H145V32ZM155 31H156V29H155ZM114 32H116V31H114ZM118 32L115 34V37L117 36H119V34H118ZM130 32L128 31V33L127 32H125L126 33V35L128 36L129 35V37L131 36V37H133L132 36V34H130ZM144 31H143V35H144V37L146 36V34H148V36L149 35H151V30L150 31H147V32H149V33H145ZM157 32H158V29H157ZM156 32V33H157ZM15 33V32H14ZM47 33V32H46ZM82 33H80V36H83V35H81ZM125 33H122L120 36L121 37H119L118 39H120V38H122L123 36L122 35H124ZM160 33V32H159ZM49 34V33H48ZM71 34V33H70ZM153 34H154V37H153V39L154 38H156V37H159V38H157V40L154 42V43H158V40L160 39V40H162L163 38H162V35H160L159 34V36L156 34L155 35V33H154V31H153V33H152V36H153ZM28 35H29V38H28ZM36 35V34H35ZM96 35V36H95ZM125 35V36H126ZM136 35V36H137ZM98 36V37H97ZM127 36H126V38H127ZM147 36V37H148ZM77 37V36H76ZM114 37V36H113ZM112 37V41L111 40H109V41H111V42H113L114 41V43H115V40H113L114 38ZM128 37V38H129ZM140 38H136V40L137 39H140L141 40V36H139ZM147 37L146 38H144V39H147ZM150 38L149 39H147L146 40V42H145V45H146V43L148 42L149 43V41H150V39L152 38L151 36H149ZM38 38V39H37ZM134 38V37H133ZM133 38L132 39H128L129 40V42L131 43H133V41L134 42H136V40H133ZM162 38V39H161ZM29 39V40H28ZM109 39V38H108ZM116 39V38H115ZM122 39H124V40H126L127 41V39H125V37L124 38H122ZM41 40H44V42L42 41L41 42ZM117 40V39H116ZM133 40V41H132ZM139 40V41H140ZM31 43H30V42ZM32 41H35V42H32ZM49 41V42H48ZM75 41V40H74ZM126 41H124V42H126ZM138 41V42H139ZM143 41V39L140 41V42H142ZM145 41V40H144ZM15 42H18V44L17 45H13ZM70 42V41H69ZM162 43H163V41H161ZM120 43V42H119ZM153 43V44H154ZM111 45H112V43H110ZM127 44H128V41H127ZM136 47L138 46V45H136V44H139V45H141V43H133ZM132 44V45H133ZM160 41H159V44L157 45V44H155L156 46H158V47H156L157 49L159 48V46H160ZM164 44V43H163ZM75 45V46H74ZM110 45V46H111ZM123 45V44H122ZM144 45V42H142V45L141 46H143ZM147 45H149V44H147ZM150 45H152L151 43H150ZM149 45V46H150ZM162 45V44H161ZM66 46H68V49L69 50H67V51H64V53L66 52V54H69L68 56H66V58H63V56H62V61H63V59H66L64 62H67V61H72V62H67L68 64V66L66 65V64H64L63 62H61L60 61V56H57L60 52H61V50H66ZM108 46V45H107ZM106 46V47H107ZM149 46H147V49H148V47ZM136 47H135V49H136ZM146 47V46H145ZM152 47H154V45H152ZM162 47H163V45H162ZM73 48H74V50H73ZM110 48V47H109ZM128 48H130V47H128ZM132 48V47H131ZM133 48H134V46H133ZM138 49L137 50H139L140 52H141V50H140V48L139 47H137ZM151 48V47H150ZM149 48V49H150ZM155 48V47H154ZM77 49V48H76ZM119 49V48H118ZM135 49H133V52H134V50ZM163 49V48H162ZM73 50V51H72ZM108 50V49H107ZM124 50V49H123ZM127 50V49H126ZM125 50V51H126ZM77 51V50H76ZM121 50L119 49V52H120ZM130 51V50H129ZM136 51V50H135ZM6 52V51H5ZM40 52H45V53H43L45 56H47V58H46V60H48V61H46V62H43V61H45V60H41L40 61V59H38V54L40 53ZM63 52V51H62ZM61 52V53H62ZM68 52V53H67ZM72 52V53H71ZM138 52V51H137ZM146 52V51H145ZM42 53H40V54H42ZM49 54V56H52L51 58L53 59V58H59V59H56L55 58V62L53 61V63L54 64H51V61H52V59L50 60V58L48 57V54ZM52 55H51V54ZM54 53V54H53ZM111 53V54H112ZM135 53V52H134ZM139 53V52H138ZM142 53L143 54H145L144 53V51L142 50ZM141 53V54H142ZM148 53V52H147ZM145 54V55H147L148 56V54ZM154 53V52H153ZM1 54V53H0ZM47 54V55H46ZM123 53H121V55H122ZM141 54L139 55V56H141ZM151 54V53H150ZM5 55H3L2 54V57L3 56H5ZM43 55V56H44ZM54 55H56V56H54ZM59 55H61V54H59ZM65 55V54H64ZM79 55H80V57H79ZM117 55H119V54H117ZM125 55L126 54H123L122 55V57L124 56V58H125ZM132 55V54H131ZM134 55V54H133ZM136 55V54H135ZM144 55V57H147V56H145ZM153 55V54H152ZM152 55H151V57H152ZM54 56V57H53ZM74 56V55H73ZM112 56V58H114ZM137 56V55H136ZM139 56H137V57H139ZM0 57H1V55H0ZM121 57V56H120ZM142 57V56H141ZM140 57V58H141ZM148 57H150V56H148ZM69 58V57H68ZM70 58H72V56H70ZM126 58H128V56L126 57ZM125 58V59H126ZM3 59V60H2ZM8 59V60H7ZM134 59V58H133ZM131 60V63H132V61H134V60ZM146 59V58H145ZM5 60H7V61H5ZM118 60V59H117ZM116 60V62H119V61H117ZM121 60L122 61H124V59H122L121 58ZM121 60H120V62H121ZM129 60V58H128V61H130ZM140 60H142V59H140ZM144 60V59H143ZM57 61H60V63H62V66L57 62ZM126 61H127V59H126ZM47 62H49L50 64H47ZM144 62V61H143ZM64 64V65H63ZM70 64V65H69ZM71 64L72 65H74L73 66V68H70L71 67ZM114 64H116L115 63V61H114ZM120 64V63H119ZM123 64V63H122ZM124 64H126V62L124 63ZM133 64H135V63H132L131 65H133ZM138 65H139V63H137ZM141 64V63H140ZM3 65H1V66H3ZM47 65H49V66H51L52 68H49V66H47ZM53 65H58V66H53ZM117 65V64H116ZM128 65H129V63H128ZM137 65V66H138ZM59 66L60 67H63V69H59ZM119 66V65H118ZM122 66V65H121ZM134 66H136V64L134 65ZM5 67V66H4ZM3 67V68H4ZM58 67V70H60V71H58V73L56 72L55 73V70L54 69H56ZM111 67H115V66H111ZM117 67V66H116ZM116 67H115V69L114 68H112L114 71L115 70H117L116 69ZM123 67V66H122ZM125 67V66H124ZM127 67H129V66H127ZM133 67V66H132ZM131 67V68H132ZM66 68V69H65ZM131 68H129V69H131ZM135 68V67H134ZM112 69H111V71H112ZM119 70L120 71H122L121 69H120V67H119ZM127 70H128V68H127ZM114 71L113 72H111V73H114ZM118 71V70H117ZM117 71H116V73H117ZM120 71H118V73L120 72ZM129 71V70H128ZM62 72V76H60L61 74L60 73ZM124 72H125V70H124ZM131 72H132V69H131ZM55 73V74H54ZM122 73V72H121ZM126 73V72H125ZM130 73V72H129ZM58 75V74H60V75H58L59 77L58 78H54V75ZM113 75V74H112ZM123 75H125V74H123ZM122 75V76H123ZM129 75V74H128ZM116 76V75H115ZM118 76H119V74H118ZM121 76V75H120ZM121 76V77H122ZM242 76V75H241ZM247 76V75H246ZM57 77V76H56ZM71 77H74V78H76V81H72V82H76L75 83V85H71V84H74V83H72V82H70L71 81V79H73V78H71ZM112 77V76H111ZM117 77V76H116ZM121 77H118V79L119 78H121ZM126 77H127V75H126ZM226 77V76H225ZM220 78V77H219ZM241 78V77H240ZM106 79H107V81H106ZM114 79V78H113ZM122 79V78H121ZM133 79V78H132ZM131 79V80H132ZM223 79V78H222ZM226 79H228V78H226ZM114 80H116V79H114ZM113 80V81H114ZM123 80V79H122ZM125 80H126V82H128V83H130L129 81H127V79H124L123 80V82L121 83V81L120 80H118L117 82H119L120 81V84H125ZM133 80H135V79H133ZM136 81V80H135ZM141 81V80H140ZM224 81L226 82L227 80H224L223 79V83H222V80L220 81L221 82V84H224ZM46 82V86L44 87L43 85H44V83ZM52 82V81H51ZM54 82H52V83H54ZM71 84H70V83ZM112 82V81H111ZM111 82H110V84H111ZM116 82V83H117ZM132 82V81H131ZM67 83H68V86L66 87V85H67ZM132 83H136V82H132ZM219 83V82H218ZM229 83H232V82H229ZM228 83V84H229ZM123 84V85H124ZM128 84L126 83V86H127ZM216 85V84H215ZM226 85V84H225ZM232 84H230V86H231ZM53 86H55V89H51V87L52 88H54ZM128 86H130V85H128ZM222 86H224V85H222ZM221 86V87H222ZM99 87V88H100ZM220 87V86H219ZM218 87V88H219ZM229 87V86H228ZM47 88V87H46ZM45 88V89H46ZM98 88V89H99ZM111 88H112V86H111ZM113 88H115L114 86H113ZM112 88V89H113ZM45 89H44V91H45ZM51 89V90H50ZM111 89V90H112ZM210 89H212V88H210ZM217 89V88H216ZM37 90H38V92H37ZM35 91H36V93H35ZM48 91V92H47ZM49 91H51V92H49ZM102 91V89L100 90V92ZM198 91V90H197ZM196 91V92H197ZM211 90H209L208 89V91H207V89H206V93L205 92H203V94H201L200 96H195L196 98L194 99L193 98V100L194 101H192L191 102V104L190 103H187V105L188 104H190V105H186V108L184 109V110H181V112H183L182 114H184V117L185 118H187V117H191V114L193 115L194 113H195V115H197V116H195V118H194V120H192L193 118L191 117L190 118V120H192L193 122L195 121V119H197V120H199L198 118H196V117H203V116H200V114L201 115H206L205 117H207V113L205 114V108L207 107H202V105H201V107H200V104L208 97L207 95L209 94V92H210ZM215 91V89L213 90V92ZM226 91H227V86L225 87H223V88H219V90H218V96H221V95H223L224 96V93H226ZM229 91V90H228ZM100 92L99 91H97L96 90V96H100V95H98V93L100 94ZM103 92V91H102ZM119 92V91H118ZM215 92H217V90L215 91ZM260 92V91H259ZM170 93V92H169ZM232 93V92H231ZM230 93V94H231ZM45 94V93H44ZM45 94V95H46ZM171 94V93H170ZM176 94H177V92H176ZM193 94V93H192ZM195 94V93H194ZM193 94V95H194ZM215 93H212V92H210V96L211 95H214ZM229 94V93H228ZM95 95V94H94ZM105 95V94H104ZM217 95V94H216ZM216 95H214V96H216ZM13 96H11V97H13ZM47 96H46V98H47ZM95 96V97H96ZM173 96V95H172ZM176 96V95H175ZM222 96V97H223ZM41 97H42V95H41ZM52 97L54 98V99H52ZM106 97V98H105ZM228 96H226V98H227ZM230 97H232L231 95H230ZM233 97H234V95H233ZM237 97V96H236ZM43 99H45L44 98V96L42 97ZM41 98V99H42ZM210 98V97H209ZM225 98V100H226V103H225V100L224 101H222V102H224L225 104H227V99ZM40 99V100H41ZM43 99H42V101H43ZM57 100V103H55L56 102V100ZM97 99H98V97H97ZM114 99V98H113ZM230 99V98H229ZM54 100H55V102H54ZM217 100H219V99H217ZM233 100H234V98H233ZM236 100V99H235ZM259 100H260V98H259ZM9 101V100H8ZM30 101V102H29ZM111 101H113V100H111ZM220 101V100H219ZM230 101V100H229ZM51 102V101H50ZM99 102V103H98ZM124 102V101H123ZM213 102V101H212ZM217 102V101H216ZM232 102V100L230 101V103ZM39 103V102H38ZM55 103V104H54ZM118 103V102H117ZM215 103V102H214ZM221 101L218 103L217 102V105H219V106H217V107H219V109L218 110H220L221 108H222V110L223 109H225L224 110V112L227 110V108H231V110L230 109H228L227 110V112H225V113H227L228 114V111L230 110V111H234V113H235V111H236V109H237V111H239V110H241V109H239L238 110V106L234 103V101H233V104L231 103V104H228V105H224L223 103H221ZM0 104H1V102H0ZM5 104V103H4ZM28 104V105H27ZM32 103H30V105H31ZM165 104V103H164ZM216 104V103H215ZM223 104V105H222ZM34 105H35V101H34ZM43 105V104H42ZM50 105V104H49ZM169 105V104H168ZM205 105V104H204ZM214 105V104H213ZM220 105H221V108H220ZM237 106V107H235L234 109L235 110H233L232 108L234 107V106ZM261 105V104H260ZM264 105V104H263ZM166 106V105H165ZM224 106V107H223ZM30 107H32V106H30ZM34 107V106H33ZM44 107V106H43ZM216 107V106H215ZM240 107H241V105H240ZM258 107V106H257ZM261 107V106H260ZM3 108V107H2ZM199 108H204V109H202V110H200ZM30 109V108H29ZM43 109V108H42ZM206 109H208V108H206ZM217 109V108H216ZM34 110V109H33ZM36 110V109H35ZM51 110H52V108H51ZM55 110H53L54 112H55ZM204 110V113L202 114L201 113V111H203ZM213 110H214V108H213ZM221 110V111H222ZM259 110V109H258ZM40 111V110H39ZM42 111V110H41ZM48 111V110H47ZM229 111V112H230ZM261 111V110H260ZM34 112V111H33ZM38 111H36V113H37ZM124 112V111H123ZM199 112H200V114H199ZM220 112V111H219ZM218 111H216V113L218 114L219 113ZM223 112V113H224ZM255 112V111H254ZM26 113H28V112H26ZM35 113V112H34ZM42 113V112H41ZM44 113V112H43ZM215 113V114H216ZM221 114H222V112H220ZM238 113V112H237ZM236 113V114H237ZM240 113V112H239ZM245 112H242V110H241V114L243 115ZM48 114V113H47ZM125 114V113H124ZM123 114V115H124ZM214 114V115H215ZM216 114V116H218ZM258 114V113H257ZM257 114H255V115H257ZM22 115V114H21ZM20 115V116H21ZM27 114H25V116H26ZM33 115H36V114H33ZM42 115V114H41ZM45 115V114H44ZM50 115V114H49ZM52 115V114H51ZM57 115V116H58ZM121 115V114H120ZM259 115H260V112H259ZM20 116H19V118H20ZM213 116V115H212ZM221 116V115H220ZM219 116V117H220ZM224 116V115H223ZM235 116V115H234ZM245 116V115H244ZM243 116V117H244ZM6 117V116H5ZM15 117V116H14ZM23 117V116H22ZM36 117V116H35ZM49 117H51V116H47V118H49ZM209 117H211V116H209ZM222 117V116H221ZM236 117V116H235ZM251 117V116H250ZM259 117V116H258ZM24 118V117H23ZM22 118V119H23ZM38 118V117H37ZM43 117H41L40 118V115H39V120H41ZM45 118V117H44ZM44 118H43V120L42 121H44V122H46L47 120H49V119H47V118H45L46 120H44ZM57 118V117H56ZM127 118V119H126ZM213 118V117H212ZM233 118V117H232ZM245 118V117H244ZM18 119V118H17ZM33 119V118H32ZM36 119V118H35ZM53 119V117H51V120ZM123 119V120H122ZM125 119V120H124ZM208 119V118H207ZM206 119V120H207ZM252 119H253V117H252ZM255 119V118H254ZM259 119H264V107L262 108V111H261V116H260V118ZM51 120H49V122L51 121ZM202 120V119H201ZM200 120V121H201ZM221 120V119H220ZM224 120V119H223ZM245 120H247V119H245ZM256 120V119H255ZM258 120V119H257ZM29 121V120H28ZM32 121V120H31ZM31 121H29V122H31ZM34 121V120H33ZM32 121V122H33ZM154 121V120H153ZM211 121V120H210ZM233 121V120H232ZM231 121V122H232ZM249 121V120H248ZM21 122V121H20ZM53 122V121H52ZM197 122V121H196ZM207 123H208V121H206ZM212 122H214V121H212ZM221 122V121H220ZM230 122V123H231ZM243 122H244V119H243ZM262 122V121H261ZM36 123V122H35ZM34 123V124H35ZM39 123H43V122H40L39 121ZM195 123V122H194ZM193 123V124H194ZM248 123V122H247ZM250 123V122H249ZM257 123V122H256ZM258 123H260V122H258ZM257 123V124H258ZM263 123V122H262ZM15 124V123H14ZM17 124V123H16ZM37 124V123H36ZM35 124V125H36ZM44 124V123H43ZM182 124V125H181ZM213 124H215V123H213ZM212 123H211V126H209L210 128L211 127H216V126H218L217 124V122H216V125H213ZM241 124H243L242 126L244 127V123H242L241 122ZM1 125V124H0ZM27 125V124H26ZM29 125V124H28ZM39 125V124H38ZM41 125V124H40ZM44 125H47V123H45ZM187 125H189V124H187ZM200 125H202V124H200ZM208 124H206V127H208L207 126ZM209 125H210V123H209ZM213 125V126H212ZM249 125V124H248ZM261 125V124H260ZM3 124L0 126V134L2 135L1 137H3V135H4V133H5V135H6V133L8 132L9 133V131L10 130H8V128L9 127H7V128H4L3 129ZM4 126H8V125H4ZM12 126V125H11ZM16 126V125H15ZM37 126V125H36ZM184 127V130H185V125H183ZM196 126V125H195ZM203 126V125H202ZM240 126V125H239ZM252 126V125H251ZM256 126V125H255ZM38 127V126H37ZM40 127H42L41 129H44L43 128V126L41 125ZM219 127V126H218ZM260 127H263V126H260ZM15 128V127H14ZM36 128V127H35ZM34 128V129H35ZM46 128H47V126H46ZM245 128V127H244ZM256 128H258V127H255V129H254V127H253V129L251 128V131L252 130H256ZM6 129V130H5ZM32 129H33V127H32ZM31 129V130H32ZM33 129V130H34ZM37 129V128H36ZM40 129V128H39ZM41 129L40 130H38L39 132H42L41 131ZM170 129V130H171ZM188 129V128H187ZM198 129H199V127H198ZM203 129H204V127H203ZM206 129V128H205ZM207 129H209V128H207ZM213 129V128H212ZM217 129V128H216ZM12 130V129H11ZM28 130V129H27ZM30 130V129H29ZM193 130V129H192ZM202 130V129H201ZM200 130V131H201ZM214 130V129H213ZM243 130V129H242ZM246 130H247V128H246ZM260 130H262V129H259V131ZM35 131V130H34ZM172 131V132H173ZM187 131V130H186ZM204 131V130H203ZM207 131V130H206ZM224 130L222 129L220 132H218V135L217 136H215V135H212L211 137H213V138H211V137H209V136H207L208 137V139H210L209 141H205L206 142V144H214V145H216V144H219V143H221V141H222V139H223V137H225L226 135H223V134H225L224 132H223ZM243 131H245V130H243ZM250 131V132H251ZM263 131H264V129H263ZM23 132V131H22ZM26 130L23 132V133H21L22 134V136L21 135H19V136H21L20 137V141H18V142H16V143H18V145L15 143V146L17 145L18 147L16 148V149H14V150H19V154H21L20 152H22V154L25 152L26 153V151H28L29 149L28 148H30V146H29V144H30V142L29 141H31V140H29L30 138H29V136H32L31 135V132H29L28 131V133L26 134ZM183 132V131H182ZM180 133L181 135L182 134H184V133ZM213 132V131H212ZM215 132V131H214ZM249 132V131H248ZM253 132V131H252ZM7 133V134H8ZM152 133V134H151ZM170 133V132H169ZM174 133V132H173ZM174 133V134H175ZM190 133H191V131H190ZM194 133V132H193ZM207 133V132H206ZM209 133V132H208ZM237 133V132H236ZM241 133V132H240ZM20 134V133H19ZM148 134V135H147ZM179 134V135H180ZM197 134V133H196ZM213 134V133H212ZM217 134V133H216ZM246 134V133H245ZM260 134V133H259ZM258 134V135H259ZM16 135V134H15ZM158 135V136H159ZM161 135V136H162ZM164 135H166V134H164ZM168 135H172V134H168ZM179 135L177 136V137H179ZM184 135H186L187 136V134H184ZM192 135V134H191ZM195 135V134H194ZM198 135V134H197ZM196 135V136H197ZM199 135H200V133H199ZM210 135V134H209ZM253 135V134H252ZM251 135V133L249 134V136H250V139H251V145H253L254 146V148L256 147V149L255 150H257L258 149V151H259V147H260V144L262 143V142H264V141H262V138L264 137V135L261 133L259 136L260 137H258V135H257V137L255 136H252ZM262 135V136H261ZM9 135H7L6 137L8 138V140L10 139V136L8 137ZM17 137H18V135H16ZM48 136V135H47ZM137 136H140L141 138H142V140H141V142H142V145H139V144H141L140 142H139V144H133V140L135 141V139L137 140V139H139V138H135V137H137ZM173 136V135H172ZM175 136V135H174ZM195 136V137H196ZM201 136V135H200ZM251 136H252V138H251ZM17 137H15V138H17ZM164 137V136H163ZM177 137L173 140V141H167V142H165V140H167V139H169V136H168V138L166 139L165 137V140H162V141H164V144H163V150H165L166 152H163L164 154L166 153V155H164L163 154V156L162 157H165L166 156V158L168 159H165V160H167V161H169V159H171L172 158V156H174L175 155V152H176V149H178V148H180V144L178 143V141H180V139L178 140L177 139ZM180 137H182L183 138V135L182 136H180ZM194 137V136H193ZM192 136H191V138H193ZM199 137V136H198ZM197 137V138H198ZM202 137V136H201ZM204 137H205V135H204ZM5 138V137H4ZM13 138H14V136H13ZM19 138V137H18ZM17 138V139H18ZM48 138V137H47ZM135 138V139H134ZM157 138V137H156ZM158 138H161L160 136L158 137ZM157 138V139H158ZM182 138H181V140H182ZM187 138L188 137H186V140H187ZM196 138V139H197ZM226 138V137H225ZM236 138V137H235ZM235 138H230L229 139V137H228V139L227 140H225V141H228V140H230V142L232 143V141H234L233 139H235ZM241 138H242V136H241ZM2 139V138H1ZM154 139V138H153ZM156 139V140H157ZM177 139V140H176ZM184 139H185V137H184ZM183 139V141H185ZM195 138H193L192 140H194ZM196 139H195V141H196ZM205 140H207L206 139V137L204 138ZM231 139H232V141H231ZM237 139V138H236ZM249 139V138H248ZM249 139V140H250ZM264 139V138H263ZM3 140V139H2ZM1 140V142H0V148H4L5 146H6V143H3L4 141H2ZM4 140H7V139H4ZM50 140V139H49ZM152 140V139H151ZM150 140V141H151ZM160 140V139H159ZM158 140V141H159ZM172 140V139H171ZM176 140V141H175ZM200 140V139H199ZM199 140H197V141H199ZM203 140V139H202ZM10 141V140H9ZM157 141V142H158ZM196 141V142H197ZM220 141V142H219ZM224 141V142H225ZM237 141V140H236ZM239 141V140H238ZM7 142V141H6ZM153 142H154V140H153ZM156 142V141H155ZM182 141H180V143H181ZM187 142H188V140H187ZM187 142L186 143H181V145L183 146L184 145V148H185V146L187 145ZM204 142V141H203ZM204 142V143H205ZM217 142H219V143H217ZM229 142V143H230ZM235 142V141H234ZM1 143H3V144H1ZM135 143V142H134ZM150 143V142H149ZM151 143H152V141H151ZM189 143V142H188ZM195 143V142H194ZM228 143V142H227ZM226 143V144H227ZM43 144H44V142H43ZM155 143H153V146H155L156 145V150L158 151V149L160 150V146L161 145H159L158 143V145L157 144H155ZM222 144V143H221ZM243 144V143H242ZM249 144V142L247 143V145ZM264 144V143H263ZM263 144H262V146H263ZM41 145V144H40ZM39 145V146H40ZM179 145V147H176L175 148V146H178ZM191 145H193L192 143H191ZM200 145V144H199ZM232 145V144H231ZM251 145L249 146L250 147V149H252V147H251ZM38 146V147H39ZM159 146V147H158ZM188 146V145H187ZM186 146V147H187ZM257 146H258V148H257ZM33 146H31V148H32ZM67 146H66V149L65 150H68L67 148H68ZM188 147H190V146H188ZM187 147V148H188ZM248 147V146H247ZM246 147V148H247ZM264 147V146H263ZM262 147V148H263ZM174 149L175 150V152H172L173 154H169L170 153V150L171 149ZM183 148V147H182ZM237 148V147H236ZM253 148V149H254ZM28 149V150H27ZM147 149H145V150H147ZM189 149V148H188ZM215 149V148H214ZM249 149V148H248ZM247 149V150H248ZM252 149V151L253 152H256L255 150H253ZM63 150V151H62ZM147 150V151H148ZM156 150H155V153H157L156 152ZM162 150V149H161ZM174 150H171V151H174ZM179 150H183V149H179ZM178 150V154H180V160H184L185 159V157L187 156V154H185V153H183L185 150H186V148H185V150H183V154L184 155H182V157H181V154L182 153H180V151ZM211 150V149H210ZM232 150V149H231ZM230 150V151H231ZM234 150H236V149H234ZM239 150V149H238ZM242 150V149H241ZM246 150V152H248ZM92 151V152H93ZM142 151V150H141ZM143 151H144V148H143ZM150 151V152H151ZM189 150H187V152H188ZM191 151V150H190ZM225 151V150H224ZM226 151H227V149H226ZM237 151V150H236ZM245 151V150H244ZM257 151V152H258ZM262 151V150H261ZM29 152V151H28ZM146 152V151H145ZM227 152H229V150L227 151ZM232 152H233V150H232ZM240 152V151H239ZM243 152V150L240 152V154ZM246 152H243L242 153V157L244 156L243 154L245 153L246 154ZM250 150H249V155H248V153L246 154V155H248V156H250ZM252 152V153H253ZM68 153V154H67ZM73 153H75V152H73ZM72 153V154H73ZM84 153V152H83ZM140 153V152H139ZM142 153V152H141ZM147 153V152H146ZM161 153V152H160ZM193 153H196V152H192L190 155H192ZM21 154V155H22ZM145 154V153H144ZM143 154V155H144ZM168 154V155H167ZM176 154H177V152H176ZM178 154H177V157H175L174 158V160H170L171 162H175V159L177 158V160H178ZM189 154V153H188ZM205 154V153H204ZM203 154V155H204ZM208 154H210V153H208ZM229 155H230V153H228ZM232 154V153H231ZM238 154V153H237ZM254 154V153H253ZM94 155V154H93ZM136 155H137V153H136ZM141 155V154H140ZM139 155V156H140ZM143 155H141V156H143ZM171 155V158H168L169 156ZM252 155V154H251ZM35 156V155H34ZM145 156V155H144ZM160 156V155H159ZM207 156V155H206ZM241 156V155H240ZM45 157V156H44ZM134 157V156H133ZM138 158V156H135V158ZM188 157H189V155H188ZM192 157V156H191ZM241 157V160L243 159ZM1 158V157H0ZM82 158V157H81ZM153 158V157H152ZM158 158V157H157ZM182 158H184V159H182ZM190 158V157H189ZM194 158V157H193ZM16 159V158H15ZM158 159H160V158H158ZM162 159V158H161ZM160 159V160H161ZM229 159V158H228ZM72 160V159H71ZM78 160V159H77ZM95 160V159H94ZM93 160V161H94ZM98 160V159H97ZM176 160V161H177ZM186 160H187V157H186ZM239 160V159H238ZM74 161V160H73ZM131 161V160H130ZM137 161V160H136ZM179 161V160H178ZM191 161V160H190ZM66 162V163H65ZM95 162H96V160H95ZM133 162V161H132ZM156 162H158V161H156ZM170 162V163H171ZM246 162V161H245ZM93 163V162H92ZM161 163H163L164 164V161H162ZM165 163H166V165H167V162L165 161ZM224 163V162H223ZM230 163V162H229ZM58 164V163H57ZM131 164V163H130ZM129 164V165H130ZM162 164V165H163ZM193 164V163H192ZM221 164V163H220ZM234 164V163H233ZM90 165V164H89ZM94 165V164H93ZM92 165V166H93ZM95 165H96V163H95ZM97 165H98V163H97ZM97 165H96V167H97ZM159 165H161V164H159ZM161 165V166H162ZM42 166V165H41ZM70 166V165H69ZM78 166V165H77ZM76 166V167H77ZM164 166V165H163ZM168 166V165H167ZM174 166V165H173ZM172 166V167H173ZM228 166V165H227ZM232 166V165H231ZM239 166V165H238ZM237 166V167H238ZM91 167V166H90ZM95 167V168H96ZM100 167H98L99 169H101ZM107 167H106V169H107ZM119 167V168H120ZM130 167H132V164H131V166ZM165 167V166H164ZM213 167V166H212ZM212 167H210V168H212ZM70 167H68V169H69ZM87 168V167H86ZM85 168V169H86ZM168 168V167H167ZM193 168V167H192ZM215 168V167H214ZM228 168V167H227ZM105 169V171H107ZM130 169V168H129ZM170 170H171V168H169ZM174 169V168H173ZM194 169V168H193ZM193 169H190L188 172L190 173V171L191 170H193ZM230 169V168H229ZM195 170V169H194ZM86 171V170H85ZM92 171V170H91ZM105 171L103 170H101V172H104V178H106L107 176V172L109 173L110 171H107L106 173H105ZM179 171V170H178ZM83 172V171H82ZM81 172V173H82ZM94 172V171H93ZM98 171H96V174H98V175H100V173L98 172ZM176 172V171H175ZM187 172V173H188ZM84 173V172H83ZM114 173V172H113ZM112 173V174H113ZM171 173V172H170ZM173 173V172H172ZM87 174V173H86ZM95 174V173H94ZM102 175V174H101ZM110 175V174H109ZM108 175V176H109ZM187 175H189V174H187ZM55 176V175H54ZM83 176V175H82ZM91 176V175H90ZM92 176H93V174H92ZM92 176H91V178H92ZM113 176V175H112ZM89 177V176H88ZM99 177H101V176H99ZM99 177H97V179L99 178ZM110 177H111V175L109 176V179H110ZM85 178V177H84ZM94 178H96L95 176H94ZM102 178V177H101ZM100 178V179H101ZM103 178V179H104ZM108 178V177H107ZM114 180L113 181H115V179L116 178H113ZM96 180V179H95ZM118 180V179H117ZM90 181V180H89ZM89 181H88V183H89ZM100 181V180H99ZM106 181V180H105ZM181 181H182V183L181 182H179L183 187V189H184V191H185V194H195L196 192H199L198 190H199V188H200V186L198 185L199 183H196V184H193L192 182H191V179H189V176H188V178H187V176H185V177H183V179L181 178ZM215 181V180H214ZM95 182V181H94ZM221 182V181H220ZM87 183V182H86ZM103 183V182H102ZM106 183V182H105ZM223 183V182H222ZM84 184H85V182H84ZM89 184H91V183H89ZM104 184V183H103ZM107 184H108V182H107ZM110 184H111V182H110ZM225 184V183H224ZM106 185V184H105ZM200 185H202V184H200ZM208 185V184H207ZM80 186V185H79ZM98 187H99V185H97ZM97 186H95V187H97ZM225 186V185H224ZM75 188H76V186H74ZM81 187V189L83 188L82 186H80ZM105 186H103V188H104ZM206 187V189L209 187V189H212V188H210V186H205ZM85 188H86V186H85ZM85 188H83V189H85ZM100 188L102 189V187L100 186ZM99 188V189H100ZM224 188H226V187H224ZM73 189V188H72ZM88 190V189H87ZM227 190H229V189H227ZM81 191V190H80ZM79 191V193H84V191L85 190H83L82 192H80ZM90 191V190H89ZM93 191V190H92ZM96 192L98 191L97 189L95 190ZM101 191V190H100ZM183 191V190H182ZM211 192L210 190H207L205 193L206 194H208L209 192ZM224 191V190H223ZM88 192V191H87ZM87 192H85V193H87ZM105 192V191H104ZM120 192H122L123 193V191L121 190ZM212 192H213V190H212ZM211 192V193H212ZM227 192V191H226ZM238 192V190H236V193ZM241 192V191H240ZM119 193V192H118ZM225 193V192H224ZM229 193V192H228ZM231 193V192H230ZM99 194H102V195H99V196H97V197H95V193H93V194H91V192H89V194L86 196V197H84L83 198V194L82 195H80V196H82V203L79 205H76L77 203H78V201L77 200H75L74 202L76 203V204H74V203H72L75 207H73V209L71 210V212H70V209H68L69 210V216H70V219H69V224L72 222H77L80 218H82V217H84L85 215H87V214H91V215H95L94 214V212H96L97 210L99 211V208H101L100 210L101 211H99V214L100 213H102L103 211H102V209H104V208H106L105 207V205H104V203H105V201H104V198H103V195L105 194V193H99ZM205 194V195H206ZM213 194V193H212ZM221 194V193H220ZM222 194H223V192H222ZM234 194V192H232L231 194H229L228 196H231V195H233ZM76 195V194H75ZM120 195H121V193H120ZM119 196V195H118ZM185 196V195H184ZM187 196V195H186ZM234 196V195H233ZM74 197H76V196H74ZM78 198H79V195L77 196ZM76 197V198H77ZM100 197H102V199L103 200H100L99 198ZM211 197V196H210ZM77 198V199H78ZM229 198V197H228ZM231 198V197H230ZM250 198V197H249ZM80 200H81V198H79ZM98 199V200H97ZM211 200V199H210ZM227 200V199H226ZM201 201H203V200H201ZM71 202H73V199H72V201ZM225 202H227V201H225ZM225 202H222L223 204L225 203ZM79 203H80V201H79ZM188 204H189V202H187ZM207 203V202H206ZM220 204L221 202H217V204ZM57 205V204H56ZM63 205H64V203H63ZM184 205V204H183ZM191 206H193V205H191ZM191 206H189V207H191ZM203 206V205H202ZM55 206H53L52 208H54ZM51 208V209H52ZM57 208H58V206H57ZM72 208V207H71ZM54 209H56V207L54 208ZM187 209H188V207H187ZM201 209V208H200ZM67 210V209H66ZM67 210V211H68ZM96 210V211H95ZM105 210H107V209H105ZM105 210H104V212H105ZM53 211V210H52ZM108 211V210H107ZM106 211V212H107ZM122 211V210H121ZM186 211V210H185ZM228 211V210H227ZM49 213H50V211H48ZM58 213H60V214H63V213H61V212H59V211H57ZM63 212V211H62ZM103 212V213H104ZM106 212H105V214H106ZM120 212V211H119ZM228 212H230V211H228ZM64 213H65V211H64ZM102 213V214H103ZM232 213V212H231ZM66 214H68L67 212H66ZM228 215V214H227ZM30 216V215H29ZM37 216V215H36ZM47 216H49V215H47ZM68 216V215H67ZM89 216V215H88ZM28 217V216H27ZM30 218V217H29ZM46 218V217H45ZM44 218V219H45ZM88 218V217H87ZM57 219V218H56ZM58 220V219H57ZM70 220H71V222H70ZM16 221V220H15ZM44 221V220H43ZM47 221V220H46ZM49 222H50V220H48ZM53 221V220H52ZM56 222V221H55ZM79 222V221H78ZM86 222V221H85ZM113 222V221H112ZM26 224H27V228H24L25 227V225L26 224H24V230L26 229V230H28L27 231V233L29 232V230L30 229H34V230H36L37 232H35V233H37V234H39L38 236H40V234L42 233V231L45 229V228H43L44 226H45V221H44V223L43 222H41L40 221V218H37V217H34V218H30V220L29 221H27V222H25ZM116 223V222H115ZM15 224H16V222H15ZM20 224V223H19ZM51 224V223H50ZM54 224V223H53ZM56 224V223H55ZM94 224V223H93ZM110 224H111V221H110ZM114 224V223H113ZM113 224H111V227L110 228H112L113 226ZM12 225V224H11ZM52 225V224H51ZM60 225V224H59ZM68 225V224H67ZM72 225V224H71ZM91 225V224H90ZM115 225V224H114ZM50 226V225H49ZM64 226V225H63ZM110 226V225H109ZM69 227V226H68ZM95 227V226H94ZM22 228V227H21ZM30 228V229H29ZM60 228V227H59ZM64 228V227H63ZM89 228H91V226H89ZM12 229V228H11ZM114 229V228H113ZM13 230V229H12ZM26 230H25V232H26ZM65 230V229H64ZM66 230H68V228L66 229ZM65 230V232H67ZM73 230V229H72ZM52 231V230H51ZM70 231V230H69ZM76 231V230H75ZM32 232V231H31ZM31 232H29V234L31 233ZM58 232H60V231H58ZM87 232V231H86ZM32 233H34V232H32ZM34 233V234H35ZM46 233V232H45ZM54 233V232H53ZM63 233H64V231H63ZM68 233V232H67ZM75 233V232H74ZM77 233H78V231H77ZM117 233V232H116ZM20 234V233H19ZM18 234V235H19ZM36 234V235H37ZM43 234H44V232H43ZM49 234V233H48ZM58 234V233H57ZM61 234H62V232H61ZM61 234H59V235H61ZM79 234V233H78ZM87 234H88V232H87ZM17 234H15V236H16ZM17 235V236H18ZM24 235V234H23ZM22 234H21V236H23ZM45 235V234H44ZM47 235V234H46ZM64 235V234H63ZM65 235H66V233H65ZM64 235V236H65ZM81 235V234H80ZM16 236V237H17ZM20 236V235H19ZM25 236H28L27 234L25 235ZM33 236V235H32ZM41 236H42V234H41ZM55 236H56V234H55ZM62 236V235H61ZM67 236V238H68V235H66ZM78 236V235H77ZM77 236L75 235V237L77 238ZM82 236V235H81ZM13 237V236H12ZM16 237H14V238H16ZM34 237V236H33ZM44 237V236H43ZM58 237V236H57ZM63 237V236H62ZM61 237V238H62ZM11 238V237H10ZM13 238V239H14ZM18 239H19V237H17ZM25 238V239H24ZM28 238V237H27ZM27 238L26 237H21V240L20 241H22L23 239V245H27L28 246V244L26 243H24V241L25 242H28V240L31 238V236H30V238H28V240H27ZM54 237L51 235V237H48V239H52V240H54L53 239ZM67 238L65 237V239L67 240ZM78 238H79V236H78ZM82 238V237H81ZM81 238L80 239H78V240H80V242H81ZM12 239V238H11ZM45 239H46V237H45ZM57 238H55V240H56ZM63 239H64V237H63ZM62 239V240H63ZM64 239V240H65ZM69 239H72V234L71 235H69ZM74 239V238H73ZM72 239V240H73ZM4 240V239H3ZM17 240V239H16ZM31 240H33V241H30L31 242V246H32V248H38L39 247V245L41 244V242L43 241V239H42V237L41 238H39V237H37V236H35L33 239L31 238ZM58 241H59V239H57ZM61 240V239H60ZM75 240V239H74ZM73 240V241H74ZM0 241H1V239H0ZM15 241V240H14ZM49 241V240H48ZM71 240H68V242H70ZM17 242V241H16ZM19 242V241H18ZM46 242H47V240H46ZM51 242H54V241H51ZM56 242V241H55ZM54 242V243H55ZM6 243V241L4 242V244ZM22 243V242H21ZM54 243H52V244H54ZM59 243V242H58ZM71 243H72V241H71ZM83 243V242H82ZM85 243V242H84ZM1 244V243H0ZM46 244V243H45ZM51 244V243H50ZM51 244V245H52ZM56 244V243H55ZM54 244V245H55ZM68 244V243H67ZM78 244V246L80 245L79 243H77ZM3 245V244H2ZM20 246H21V244H19ZM29 245V246H30ZM48 245H49V243H48ZM48 245H46V246H43L42 248H45L46 247V249H48L49 250V248H47L48 247ZM50 245V246H51ZM4 246V245H3ZM17 247L16 245H14V243H13V241L11 242V243H7V247L6 248H2L3 250H11L12 249V251H13V247ZM19 246V247H20ZM38 246V247H37ZM57 246V245H56ZM56 246H54V247H56ZM64 246H66V245H64ZM74 247V246H73ZM77 247V246H76ZM18 248V247H17ZM22 248V247H21ZM20 248V249H21ZM25 248V247H24ZM60 248V247H59ZM62 248H64V247H62ZM62 248H60V249H62ZM86 248H87V246H86ZM86 248L84 247V250H86ZM16 249V248H15ZM14 249V251L15 252H17L16 250ZM19 249V248H18ZM25 249H27V248H25ZM46 249H43V250H46ZM79 249V248H78ZM87 249H89V248H87ZM6 250V251H7ZM8 250V251H9ZM37 250H39V248L38 249H36V251ZM83 250V249H82ZM3 252V253H1V254H3L7 259H13V258H15V259H17V261H19L20 262V260L19 259H22V257L24 256L25 257V255H24V253H22L21 251H18L17 252V254L15 253V255L14 256H12L13 254H14V252H12L13 254L10 256V255H8L11 251H9V253L7 254V252ZM27 251V250H26ZM35 251V250H34ZM40 251L41 252H43L41 249H40ZM62 251V250H61ZM66 251V250H65ZM74 251H75V249H74ZM88 251V250H87ZM39 254H40V252L39 251H37ZM37 252L35 253L36 255H37ZM47 252H49V251H47ZM47 252H43L42 254H43V256H47L48 255V253ZM63 252V251H62ZM80 252V249H79V251H78V253ZM5 253V254H4ZM26 254H27V252H25ZM69 253V252H68ZM85 253V252H84ZM83 253V254H84ZM31 254H33V253H31ZM47 254V255H46ZM50 254V253H49ZM73 254H75V253H73ZM77 254V253H76ZM2 255V256H3ZM29 255H30V253H29ZM36 255H34V256H36ZM70 255V254H69ZM1 256V255H0ZM3 256V257H4ZM42 256V257H43ZM71 256V255H70ZM81 256H82V253H81ZM97 256V255H96ZM109 256V255H108ZM1 258V259H5L6 260V258L4 257V258ZM31 257V256H30ZM41 257V258H42ZM103 257V256H102ZM26 258H27V260H29L28 262H30V259H28V257L26 256ZM52 258V257H51ZM62 258V257H61ZM72 258V257H71ZM90 258V257H89ZM94 258H96L95 256H94ZM109 257H107V255H106V257L103 259V261H99L98 260V263H95L94 261H91V259H88V262H87V264H110L111 262H108V259ZM31 259H33V258H31ZM39 259V256L38 257H35V259H33L34 261H36V260H38ZM97 259V258H96ZM102 259V258H101ZM9 260H7V261H9ZM14 260V259H13ZM12 260V261H13ZM23 260V259H22ZM25 260V259H24ZM42 260V259H41ZM57 260L58 259H55V264H58V263H56L57 262ZM69 260V259H68ZM94 260V259H93ZM7 261H6V263H7ZM11 260H10V263L12 262ZM15 261V260H14ZM13 261V262H14ZM34 261H32L31 262V264L33 263V264H35V262ZM53 262V260H50V262ZM63 261V260H62ZM72 261V260H71ZM73 261H75V260H73ZM73 261L72 262H70L71 264L73 263ZM96 261V260H95ZM110 261V260H109ZM1 262V261H0ZM12 262V263H13ZM24 263H25V261H23ZM38 262V261H37ZM36 262V264H38ZM51 262V263H52ZM67 262V261H66ZM100 262V263H99ZM5 263V261H4V264H6ZM9 263V262H8ZM11 263V264H12ZM21 263V262H20ZM19 263V264H20ZM39 263H42L43 264V262H40L39 261ZM48 263V262H47ZM47 263H44V264H47ZM81 263V262H80ZM1 264V263H0ZM15 264H18V262L16 263L15 262ZM25 264H30V263H25ZM65 264V263H64ZM83 264V263H82Z\"/></svg>",
	"mask_w": 264,
	"mask_h": 264
},
{
	"label": "water",
	"instance_id": "3",
	"mask_svg": "<svg viewBox=\"0 0 264 264\" xmlns=\"http://www.w3.org/2000/svg\"><path fill=\"white\" fill-rule=\"evenodd\" d=\"M238 34H240L239 32L238 33H230V34H228L227 35V37L225 36V37H223L224 39H232V38H234V37H237L238 36ZM222 38V39H223ZM234 44V43H233ZM231 50V49H230Z\"/></svg>",
	"mask_w": 264,
	"mask_h": 264
}]
</instances>
